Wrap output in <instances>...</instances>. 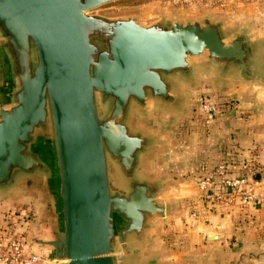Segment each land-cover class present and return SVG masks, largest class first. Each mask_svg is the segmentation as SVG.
<instances>
[{"label":"water","instance_id":"95a60500","mask_svg":"<svg viewBox=\"0 0 264 264\" xmlns=\"http://www.w3.org/2000/svg\"><path fill=\"white\" fill-rule=\"evenodd\" d=\"M111 1L0 0V197L45 198L47 232L26 237L52 264H173L150 249L156 221L181 208L166 195L174 180L149 168L164 136L136 119L185 113L200 73L264 90V34L212 13H88Z\"/></svg>","mask_w":264,"mask_h":264},{"label":"crops","instance_id":"0c3cea01","mask_svg":"<svg viewBox=\"0 0 264 264\" xmlns=\"http://www.w3.org/2000/svg\"><path fill=\"white\" fill-rule=\"evenodd\" d=\"M142 1L145 2L136 4L130 12V14L138 15L142 21H150L154 14L164 11L153 1ZM148 5H155V7L147 10L145 7ZM237 9H240L239 16H248L256 11L262 17L261 21L264 26V5L251 2ZM260 32L264 34V27L260 28ZM198 81L197 88L193 92L196 108L195 97L199 91L203 90L210 92L209 94L206 92L209 99L214 102L221 99L222 103L219 104L216 114L207 126L202 124L199 112H191V114L188 112L185 114L186 117L185 115L181 117L188 125L179 127L180 130L177 131L181 135H179V141L175 143L177 145L175 157L180 160L177 171L184 176L176 178L178 186L173 194L190 196L193 193L195 196L196 192L198 195L197 189L187 188V183H189L187 180L194 182L198 176L205 175L216 162L223 159L231 175L241 173L242 167L251 161L260 163L262 171L261 173L255 172L254 178L257 180L256 186L259 185L260 191L258 192L264 195V90L261 88L246 89L234 80L214 85L208 73H200ZM174 131L176 132L170 129L166 132L172 134ZM173 145L174 143L169 142V145L164 147L170 148ZM171 168V164H167L165 170ZM172 188L174 189V186ZM204 209L205 207H199L197 201L196 206L181 207L166 220L165 223L168 226L164 231V241H162L164 247L160 246L164 250V260L174 264H212L214 252L222 249L221 245L226 239L224 228L219 227L225 226L226 223L218 212H210L209 221H204ZM237 209L233 206L229 211L235 212ZM188 210L195 211L196 215L187 216ZM255 212L263 221L264 202L260 201L247 206V216ZM182 213L181 218L177 217ZM174 218L179 221H176L177 224L170 225L171 219ZM27 248L30 252L49 257V249L45 246L28 243Z\"/></svg>","mask_w":264,"mask_h":264},{"label":"rangeland","instance_id":"374dc122","mask_svg":"<svg viewBox=\"0 0 264 264\" xmlns=\"http://www.w3.org/2000/svg\"><path fill=\"white\" fill-rule=\"evenodd\" d=\"M155 2L156 5L161 7L164 11L157 12L154 14L150 21H142L139 17L140 21L144 24L150 23L157 19L158 14H164V16L169 15H175L178 17H199L204 14H215L218 16H223L227 18L229 24H234L232 22H237L242 18H248L251 20V23H254L256 20V27L260 31V28H263L262 25V17L259 13L254 12V14H250L248 16H239L240 15V9H237L241 7L243 4L246 3H259V5H264V0H150ZM149 1V2H150ZM142 0H116L107 2L105 4H102L90 11L88 13L91 14H99L107 17H115V16H123V15H129L132 11V8L136 6V4H141ZM151 7H155V5H148L145 7V9L150 10ZM236 9V10H235ZM238 15V16H237ZM199 82V81H198ZM198 82L192 86H189L184 89L185 94V101H184V107L182 114L174 113L172 110L163 109L157 106H152L150 110L137 117L136 124L143 128H153L155 129L159 134H161L163 137V140L160 142L158 147L155 149V151L151 155V161L149 168L156 174L161 175H168L170 178H172L174 181L171 183L166 190L167 197H172L173 199L179 201V204L181 207H185L188 205H198L199 207H205V215L203 216L204 221H209L208 216L209 213H219V215L225 219V226H220L219 228H224L225 233V241L222 243V249L219 251L214 252L216 256L217 254L228 257L229 254L234 253L237 255L238 253H242L243 256L245 254H249V256L244 258V260H241L240 264H264V258L262 260L259 259V256L261 254H264V219L261 221V218L258 217L257 212L250 213L249 216H247V206L257 204L258 202L262 201L264 202V195H261L259 193V185H257V180L255 181V190L258 192V198L247 202V203H241L236 198L232 200L231 203L227 205H220L217 202L214 201L211 197H205L201 195L200 190L196 186V180L197 178L201 177L198 176L194 182L187 180L189 183L187 188L189 189H197L198 195L195 196L193 193L191 195H176L173 194V192L176 191V186H178V183L176 182V178L181 176L183 177L184 174L181 172H178V162L180 160L175 157L177 148H176V142L179 141V135L177 131L179 132V127H185L188 125V123L183 122L184 119L181 117L188 112H200L199 109L195 107V103L193 101V92L196 90ZM205 92V93H204ZM210 92L208 91H199V93L204 94L206 97H208ZM211 95V94H210ZM219 96V95H218ZM209 98V97H208ZM217 107H219V103L221 104V99L218 101ZM186 117V115H185ZM184 117V118H185ZM170 127L172 130H176V132L168 133L166 132ZM178 129V130H177ZM166 130V131H165ZM169 142L171 144L174 143L173 146H170V148H165V145H169ZM173 142V143H172ZM173 147V148H172ZM164 151V153H162ZM163 154V155H162ZM158 163V164H157ZM167 164H171V169L165 170L167 168ZM111 170V168L109 167ZM253 174L255 172L261 173L262 168L260 166V163H254L252 166ZM170 172V173H169ZM252 177V176H251ZM259 184V183H258ZM174 186V189L172 188ZM170 190V191H169ZM170 193V194H168ZM209 203V204H208ZM236 207L237 210L235 212L229 211L231 207ZM20 207H26L28 208V213L30 216H32L31 219V225L28 227L29 230H32L36 236L42 237L46 234V225H47V215L49 214L48 210V203L46 202L45 198L43 196H40V194H36L35 191H33L30 188L24 189L20 194L14 197H0V217L2 214H6L7 208H20ZM190 208V207H189ZM189 211H187V216L189 214ZM238 212V213H236ZM178 215V214H177ZM180 215V216H179ZM177 217H182V214H179ZM196 215V212H195ZM222 219V220H223ZM179 219L174 218L171 219L170 225L177 224ZM177 221V222H176ZM176 222V223H175ZM166 224V223H165ZM164 222H161L160 220L156 221L155 227L153 229V235H154V242L150 249L153 250H161L162 251V259L163 257V249L160 248L164 247V244L162 241H164V231L167 230L166 227L168 224L165 225ZM171 233V232H170ZM42 246V245H39ZM40 254V253H38ZM40 256H45L40 254ZM49 257L51 255L49 254ZM169 262V261H168ZM53 262H43L41 260H38L35 264H52ZM172 263V262H171ZM174 264V263H173ZM213 264V262H212Z\"/></svg>","mask_w":264,"mask_h":264},{"label":"built area","instance_id":"2783aa9c","mask_svg":"<svg viewBox=\"0 0 264 264\" xmlns=\"http://www.w3.org/2000/svg\"><path fill=\"white\" fill-rule=\"evenodd\" d=\"M197 108L204 126L209 125L217 112V104L204 94L196 95ZM251 161L244 165L242 172L231 175L223 159L216 162L211 170L197 178L196 186L201 195L211 197L220 205H227L233 199L241 203H247L256 197L255 180L253 178ZM252 176V177H251ZM189 216H194L195 211H189ZM32 216L28 208H7L6 214L0 217V264H35L38 260L49 263L51 257L40 256L30 252L27 248L28 239L26 232L31 225Z\"/></svg>","mask_w":264,"mask_h":264},{"label":"trees","instance_id":"16d2710c","mask_svg":"<svg viewBox=\"0 0 264 264\" xmlns=\"http://www.w3.org/2000/svg\"><path fill=\"white\" fill-rule=\"evenodd\" d=\"M215 103H216V104H218V102H217V101H216ZM219 104H220V103H219ZM218 106H219V105H218ZM253 178H254V174H253ZM254 179H255V178H254ZM208 204H209V203H208Z\"/></svg>","mask_w":264,"mask_h":264}]
</instances>
